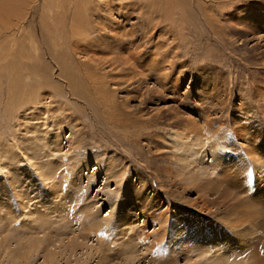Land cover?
Listing matches in <instances>:
<instances>
[{"label":"rangeland","instance_id":"obj_1","mask_svg":"<svg viewBox=\"0 0 264 264\" xmlns=\"http://www.w3.org/2000/svg\"><path fill=\"white\" fill-rule=\"evenodd\" d=\"M8 1L0 0V264H51L46 251L52 264H264V171L253 161L264 168V0ZM111 6L135 11L127 22L112 16L122 22L117 42L102 29ZM255 14L261 22L249 20ZM11 16L15 31L4 26ZM154 57L166 58L167 81L156 80ZM202 105L224 138L237 140L232 117L250 118L251 138L228 149L221 185L188 168L179 176L171 159L174 130L207 136ZM194 226L202 232L182 234ZM204 233L217 236L200 249Z\"/></svg>","mask_w":264,"mask_h":264},{"label":"bare ground","instance_id":"obj_2","mask_svg":"<svg viewBox=\"0 0 264 264\" xmlns=\"http://www.w3.org/2000/svg\"><path fill=\"white\" fill-rule=\"evenodd\" d=\"M6 1H8V0H6ZM9 2V1H8ZM167 2V1H166ZM1 3V2H0ZM30 3V6H31V2H29ZM105 3H106V1H105ZM111 3V2H110ZM7 4H10V3H7ZM7 4L5 3V5L7 6ZM13 4V3H12ZM11 4V5H12ZM92 4H93V1H92ZM106 4H108V6H109V3H106ZM123 4H125L126 5V2L125 3H123ZM152 4V3H151ZM2 5V4H1ZM94 5V4H93ZM97 5V4H96ZM99 5V4H98ZM157 5V4H156ZM56 6V5H55ZM115 6H117V4L115 5ZM12 7V6H11ZM28 7V6H27ZM82 7V6H81ZM5 9H8V8H5ZM13 9V8H12ZM2 10V9H1ZM96 10V9H95ZM94 10V11H95ZM103 10V9H102ZM121 10V11H120ZM3 11V10H2ZM7 11V10H6ZM5 11V12H6ZM94 11H93V13H94ZM4 12V11H3ZM2 12V13H3ZM29 12V11H28ZM77 13H78V10L76 11ZM135 13V11H133V8H132V10L131 9H119V8H113V6H111V10H107V12H105V13H107L108 15H110L109 16V18H107L106 20H107V26H104V28H102L103 30H104V36H105V34H106V36L107 37H109V39H113L114 41H118V40H123V38H121V37H123V35L121 34V32L119 33V31H114V30H118L119 29V26H121V24H122V22H127V21H129L130 20V16L131 15H133L134 13ZM7 13V12H6ZM86 13V12H85ZM151 13V12H150ZM90 14V13H89ZM115 14H117V16H119L120 17V19H119V17L117 18V20H121V21H116L115 19H113L112 18V16L113 15H115ZM15 15V14H14ZM73 15V14H72ZM94 15V14H93ZM5 16V15H4ZM81 16H82V14H81ZM80 16V17H81ZM16 17V16H15ZM21 17V16H20ZM77 17H79V16H77ZM96 17H97V15H96ZM108 17V16H107ZM251 17L253 18H251V19H249V20H251V21H256V20H254V19H259V21L261 20V18L258 16V14H255V15H251ZM73 18H75V17H73ZM105 18V17H104ZM8 19V18H7ZM90 19H91V17H90ZM9 20L11 21V22H9V23H5V29L7 30L8 28H12V25L13 26H15L14 24H12L13 22H12V16L9 18ZM9 20H7V21H9ZM76 19H74V22L75 23H79V22H76L75 21ZM83 20V19H82ZM91 20H93V19H91ZM5 21V20H4ZM13 21H14V18H13ZM22 21V20H21ZM77 21H79V20H77ZM90 21V20H89ZM95 21V20H94ZM100 21H102V20H100ZM91 22V21H90ZM89 22V23H90ZM103 22V21H102ZM261 22V21H260ZM10 23L12 24V25H10ZM71 23V22H70ZM102 24V23H101ZM79 25V27H80V25L82 26V24H78ZM77 25V26H78ZM18 26V25H17ZM248 26V25H247ZM91 27H93V26H91ZM256 27V26H255ZM264 27V26H263ZM77 28V27H76ZM118 28V29H117ZM4 29V30H5ZM13 29V28H12ZM18 29H19V27H18ZM93 29V28H92ZM125 29V28H124ZM1 30L3 31V29H2V27H1ZM6 30H5V32H6ZM14 30V29H13ZM79 30V29H78ZM77 30V31H78ZM81 31L83 30L82 29V27H81V29H80ZM80 30L78 31V32H80ZM248 30H250V29H248ZM15 31V30H14ZM256 31V30H255ZM8 32H10V31H7V33ZM77 32V33H78ZM94 32H99V27L97 26L96 28H95V31ZM101 32V31H100ZM15 33V32H14ZM76 33V34H77ZM81 33V32H80ZM110 33V34H109ZM118 34H121V35H119L118 36ZM150 34V33H149ZM82 35V34H81ZM82 37V36H81ZM80 37V38H81ZM97 37V36H96ZM83 38H84V36H83ZM104 38V37H103ZM85 39V38H84ZM36 41V40H35ZM96 41H97V39H96ZM21 42V41H20ZM76 43V42H75ZM89 44H90V42H89ZM92 44V43H91ZM95 44V43H94ZM120 44V43H119ZM93 45V44H92ZM112 45V44H111ZM23 46V45H22ZM97 46H99V45H97ZM97 48V47H96ZM26 49V48H25ZM24 49V50H25ZM31 51V50H30ZM7 57V56H6ZM165 57H167V56H165ZM130 59H131V57H129ZM155 59H153L154 60V63L153 64H151V67H152V65L155 67V69L157 70L156 71V73H154L155 75L157 74V79L156 80H158V79H160V78H158L159 76L160 77H162L161 75H163V78H162V80L163 81H165L166 79H168V73H164L163 74V69H164V64H163V62L164 61H166V58H164L163 60H159V59H156V57H154ZM8 60V59H7ZM120 60H121V58H120ZM16 61V60H15ZM116 61V60H115ZM125 62H128V60H124ZM4 62V61H3ZM20 63V62H19ZM168 63V62H167ZM7 64V63H6ZM12 64V63H11ZM14 64V63H13ZM150 65V64H149ZM9 66V65H8ZM3 68V67H2ZM16 68V67H15ZM4 69V68H3ZM21 73V72H20ZM23 77V76H22ZM18 78V77H17ZM101 80V79H100ZM159 81V80H158ZM167 81V80H166ZM171 83V82H170ZM177 83H178V80H175V81H173L172 82V84H171V87H172V91H177L178 90V86H177ZM204 85V84H203ZM22 86V85H21ZM204 89V88H203ZM205 90V89H204ZM12 91V90H11ZM205 92V91H204ZM200 94V93H199ZM208 94H209V92H205V95L206 96H208ZM243 94V93H242ZM200 95H202V94H200ZM205 95H202V97L203 96H205ZM27 97H29V96H27ZM200 97V96H199ZM11 98H13V96L11 97ZM204 98H206V97H204ZM211 98V97H210ZM4 99V98H3ZM14 99V98H13ZM200 100V99H199ZM219 100V95H218V97H217V103H216V106L217 107H219L220 105H222L221 103H220V101H218ZM205 101H207V100H205ZM203 102V101H202ZM243 102V101H242ZM201 103V102H200ZM10 104V103H9ZM19 104V103H18ZM203 104H204V102H203ZM234 104H236L235 102H234ZM247 104V103H246ZM12 105V104H11ZM237 105V104H236ZM203 106V108L201 109L202 111V113H203V115H201L202 117H203V126L205 127V131H206V134H207V136H204L203 135V137L202 136H197V135H195V134H188V133H185L183 130H174V128L172 129V130H174V132L173 133H171L170 135H169V138H168V140L170 141V143H171V145H172V150H170V152H171V159L173 158V162H174V166H175V169H174V171L180 176H182V174H183V171H185L186 170V168H188L189 170H190V173H192L194 176H196V175H199L201 178H202V176L204 177V176H207V177H210V178H212V177H214V180H216L217 182H219V184L221 185L222 183V181H221V179H225L226 177V173H225V169H228L229 170V166H230V164H231V162H230V159H228L227 158V151H228V149H230V148H233V149H236L237 150V145H239L237 142H235V141H237L238 139H240V136H242V134L244 135V134H247L249 137L251 136V134L249 133V129H247L248 127H247V125L245 124V123H243V122H247V121H249L250 120V118H247V113H245V114H243L242 115V118H240V117H235V118H231V120L233 121V123L232 124H230L229 126L232 128V129H234V133H235V135L234 136H237V140H235V138H224L223 137V135L222 136H217V133H218V131L219 130H217V131H213V129H212V126H213V124H212V122H214L213 120H215L216 118H215V116L217 115L216 113H214L213 114V110H212V108L211 107H209V106H207V105H202ZM211 106V105H210ZM242 106V105H241ZM12 107V106H11ZM22 108V107H21ZM219 108H221V107H219ZM221 109H223V108H221ZM237 109V108H236ZM235 109V110H236ZM215 110V109H214ZM12 111V110H11ZM199 111V110H198ZM216 111V110H215ZM200 112V113H201ZM218 112V111H217ZM224 112V111H223ZM232 112V111H231ZM201 113V114H202ZM233 113H235V112H233ZM251 117V116H250ZM252 118V117H251ZM195 119V118H194ZM200 119V118H199ZM230 121V120H229ZM252 121V120H251ZM189 122H191V124L192 123H194V120H192V119H189ZM229 124V123H228ZM193 125V124H192ZM222 125H223V123H222ZM221 125V126H222ZM194 126V125H193ZM187 128V127H186ZM191 128H193V127H191ZM191 128H189V129H191ZM221 128V127H220ZM195 129V128H194ZM217 129V128H216ZM222 129V128H221ZM220 129V130H221ZM232 129H230L229 128V130H232ZM264 129V128H263ZM187 131H188V129H187ZM171 132V131H170ZM208 132V133H207ZM31 133V132H30ZM219 134V133H218ZM232 134V133H231ZM233 135V134H232ZM27 136V135H26ZM245 136V135H244ZM243 137V136H242ZM165 138V137H164ZM200 138H207L206 140H208V142L209 141H211V146H210V144L209 143H205L204 141H199V139ZM245 138V137H244ZM243 138V139H244ZM251 138V137H250ZM52 140V139H51ZM38 141V140H37ZM44 141V140H43ZM58 141V140H57ZM169 141H167L166 140V143L168 144V142ZM54 142V141H53ZM59 142V141H58ZM23 145H26V144H23ZM33 145V144H32ZM56 145V144H55ZM58 145V144H57ZM56 145V146H57ZM27 146V145H26ZM48 146V145H47ZM62 146V145H61ZM24 147V146H23ZM53 147V146H52ZM58 147H60V144H59V146ZM28 150V149H27ZM230 151V150H229ZM234 151V150H233ZM22 152V151H21ZM232 152V151H231ZM261 152V151H260ZM18 153V152H17ZM239 153V152H238ZM14 156V155H13ZM26 156V155H25ZM65 157V156H64ZM207 157H210L211 158V162L209 163V162H207V161H209V159L207 160L206 158ZM228 157H230V156H228ZM233 157H235V156H233ZM232 157V158H233ZM15 158V157H14ZM24 157H21L20 156V159L22 160ZM28 159V158H27ZM27 159H25V160H27ZM19 160V159H18ZM234 160V159H233ZM235 161V160H234ZM240 161H241V159H240ZM253 161L255 162V164H256V168H258V169H260V171H264V168H263V166H262V163H261V161H259V159H253ZM13 162H14V160H13ZM27 162L29 163V161L27 160ZM33 162H35V161H33ZM28 163H27V165H28ZM235 163V162H234ZM6 164V163H5ZM14 164H15V162H14ZM52 164V163H51ZM8 165V164H7ZM10 165V164H9ZM36 164H34V166H35ZM243 165V164H242ZM5 166V165H4ZM42 167V166H41ZM173 167V166H172ZM171 167V168H172ZM22 168V167H21ZM174 168V167H173ZM235 168V167H234ZM221 170V177L219 176L218 177V175L217 176H214L213 174L214 173H218V171L219 170ZM231 169V168H230ZM47 170V169H46ZM111 170V169H110ZM217 170V171H216ZM235 170V169H234ZM22 171H24V170H22ZM113 171V170H112ZM111 171V172H112ZM187 171V170H186ZM185 171V172H186ZM174 172V174H176ZM261 172V173H262ZM20 174H19V176L18 177H20V179H21V176L22 177H24V175H26L25 177H27V180H29V178H30V175H27V173H28V171H27V173L26 172H21V170H20V172H19ZM33 173V172H32ZM53 173V172H52ZM109 173V172H108ZM187 173V172H186ZM29 174H31V173H29ZM237 174V173H236ZM52 175V174H51ZM79 175V174H78ZM238 175V174H237ZM29 176V177H28ZM230 176V173L228 174V177ZM173 177V176H172ZM184 177V176H183ZM68 178V177H67ZM198 178V177H197ZM196 178V179H197ZM200 178V179H201ZM216 178V179H215ZM231 178H233L232 176H231ZM23 179V178H22ZM106 179V178H105ZM199 179V178H198ZM19 180V179H18ZM31 180V179H30ZM190 180V177L188 178V177H184L183 179H181V181H189ZM258 180H259V182L260 183H264V180L258 175ZM198 181V180H197ZM202 181V180H201ZM13 182H15V180L13 181ZM24 182V181H23ZM190 182V181H189ZM25 183V182H24ZM21 184V186L22 185H24V186H26L25 184ZM29 183V182H28ZM183 183V182H182ZM185 183V182H184ZM31 184V183H30ZM253 185V184H252ZM13 187H14V189H13V193L14 192H16V190H17V187H18V184L17 183H15V185H12ZM31 186V185H30ZM259 186V185H258ZM256 188V187H255ZM5 194V193H4ZM10 194H11V192L9 191V193H6V195H5V197H8V196H10ZM188 201V200H187ZM191 203V202H190ZM190 203H188V205H192V204H190ZM193 206H196V204H194ZM204 206H207V205H204ZM208 207V206H207ZM206 207V208H207ZM191 208V207H190ZM208 211H209V208H208ZM89 212H91V210H89ZM1 213V212H0ZM92 213V212H91ZM146 216V215H145ZM148 217V216H147ZM184 222V221H183ZM91 223V222H90ZM230 223H238V222H230ZM241 223V222H240ZM176 224H177V222H176ZM176 224H174L173 225V227H172V229H173V233H172V235H170V237L171 238H173L174 237V234H175V232L176 231H178L179 229L178 228H176ZM242 224V223H241ZM132 225V224H131ZM93 226H95V227H98L99 226V223L97 222V224L96 225H93ZM130 226V225H129ZM229 226V225H228ZM253 226H254V223H253ZM230 227V226H229ZM177 229V230H176ZM183 233L182 234H186V235H188V234H190V235H192V234H194L195 232H202V229H201V226H194V227H191V228H183ZM257 231V230H256ZM255 231V232H256ZM258 232H260V230H258ZM192 233V234H191ZM257 233V232H256ZM165 236V235H164ZM216 236H217V234H213V236H211V235H207L206 233H204V236H201V237H199L198 239L200 240L199 242H201V243H199L200 245H198V247H200L201 246V248L200 249H203L202 248V246H203V244L205 243L206 244V241L205 240H207V241H209V240H213V238H216ZM162 237V236H161ZM164 238V237H163ZM35 240V239H34ZM160 240H162V239H160ZM164 240V239H163ZM222 240V239H221ZM41 241V240H40ZM173 241V240H172ZM212 242V241H211ZM219 242H220V240L218 241V242H216L221 248H226L225 246H227L229 243H226V241L225 242H221L220 244H219ZM37 243V242H36ZM24 244V243H23ZM180 244V243H179ZM227 244V245H226ZM71 245V244H70ZM162 245V244H161ZM160 245V247H162ZM164 245V244H163ZM208 245V244H207ZM76 246V244L74 245V247ZM78 246V245H77ZM165 246V245H164ZM164 246H163V248H164ZM24 247V246H23ZM47 247V246H46ZM167 247V246H166ZM182 246H180L179 248L180 249H182L181 248ZM204 247H206L205 245H204ZM209 247V246H208ZM26 248H28V251L26 252V254H25V257H24V260L26 261H28L30 258V253H32V252H35L36 251V248L33 246V245H31L30 247H26ZM39 248V247H38ZM41 248V247H40ZM48 248V247H47ZM47 248H46V250H47ZM207 248V247H206ZM209 250V249H208ZM49 252V254H47V251H46V253H45V256H47L48 257V262L50 261L51 262V264H52V262H53V260H54V253H52V252H50V251H48ZM223 253H225V252H223ZM34 254V253H33ZM224 256V255H223ZM22 258V257H21ZM23 260V259H22ZM173 260V259H172ZM30 261V260H29ZM23 263H25V262H23Z\"/></svg>","mask_w":264,"mask_h":264}]
</instances>
